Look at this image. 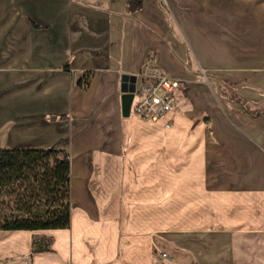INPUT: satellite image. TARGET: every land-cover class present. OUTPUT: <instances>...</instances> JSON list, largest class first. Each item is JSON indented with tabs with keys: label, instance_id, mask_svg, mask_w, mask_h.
Returning <instances> with one entry per match:
<instances>
[{
	"label": "crops",
	"instance_id": "1",
	"mask_svg": "<svg viewBox=\"0 0 264 264\" xmlns=\"http://www.w3.org/2000/svg\"><path fill=\"white\" fill-rule=\"evenodd\" d=\"M128 2L0 0V148L66 151L72 205L68 229L0 231V264H264V116L218 81L264 112V0ZM150 55L179 104L125 118Z\"/></svg>",
	"mask_w": 264,
	"mask_h": 264
},
{
	"label": "trees",
	"instance_id": "2",
	"mask_svg": "<svg viewBox=\"0 0 264 264\" xmlns=\"http://www.w3.org/2000/svg\"><path fill=\"white\" fill-rule=\"evenodd\" d=\"M144 0H129L128 11L140 10ZM230 101L253 117L247 100L235 86L220 82ZM71 160L64 150L0 148V231H42L71 226ZM52 252V240L34 238L32 255Z\"/></svg>",
	"mask_w": 264,
	"mask_h": 264
},
{
	"label": "built area",
	"instance_id": "3",
	"mask_svg": "<svg viewBox=\"0 0 264 264\" xmlns=\"http://www.w3.org/2000/svg\"><path fill=\"white\" fill-rule=\"evenodd\" d=\"M180 88L181 82L168 77L156 64L155 57L148 56L138 75L132 113L146 122L164 119L179 104ZM162 256L167 258L166 254Z\"/></svg>",
	"mask_w": 264,
	"mask_h": 264
},
{
	"label": "water",
	"instance_id": "4",
	"mask_svg": "<svg viewBox=\"0 0 264 264\" xmlns=\"http://www.w3.org/2000/svg\"><path fill=\"white\" fill-rule=\"evenodd\" d=\"M137 75L125 74L121 79V100H122V115L125 118L130 117L132 113V105L135 98Z\"/></svg>",
	"mask_w": 264,
	"mask_h": 264
},
{
	"label": "rangeland",
	"instance_id": "5",
	"mask_svg": "<svg viewBox=\"0 0 264 264\" xmlns=\"http://www.w3.org/2000/svg\"><path fill=\"white\" fill-rule=\"evenodd\" d=\"M223 78V77H222ZM218 79V81H219V83L220 82H225V83H228V84H231V83H229L228 81H226V80H224V79ZM226 78V77H225ZM232 85V84H231ZM233 86H235L234 84H233ZM220 88H221V85H220ZM236 88V87H235ZM221 91H222V93L225 95V93L223 92V90H222V88H221ZM226 96V95H225ZM227 97V96H226ZM163 255V254H162ZM164 257L162 256V257H160V260L162 261V262H164V260L166 259V258H164ZM176 262V260L174 259V258H171V259H169V260H167V262H164L165 264H169V263H175ZM205 264H210V263H205ZM211 264H214V263H211ZM215 264H225V263H223L222 261H220V262H218V263H215Z\"/></svg>",
	"mask_w": 264,
	"mask_h": 264
}]
</instances>
